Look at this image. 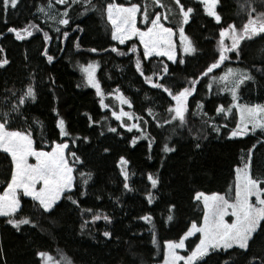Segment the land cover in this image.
Masks as SVG:
<instances>
[{
	"label": "trees",
	"instance_id": "trees-1",
	"mask_svg": "<svg viewBox=\"0 0 264 264\" xmlns=\"http://www.w3.org/2000/svg\"><path fill=\"white\" fill-rule=\"evenodd\" d=\"M115 1L124 4L130 2ZM134 1L136 0H131ZM182 2L198 9L194 18L185 26L186 33L196 42L197 53L185 55L184 64H174L164 58H153L144 62L146 74H151L154 64L160 62L168 64L171 75L161 82L174 86V91L182 88L187 78L197 77L201 70L203 71L217 58L215 42L220 28L212 17L206 15L203 6L198 4L197 0ZM46 3L47 0H19L16 8L9 7L7 11L0 5V33L3 34L0 35V47L4 49V52L0 53V58L6 56L10 61L8 66L0 68V97H3L7 90L23 88L29 82L30 72H35L37 99L27 102L24 114L29 123L33 118L43 122L45 141L40 140L37 128L36 146L49 150L52 141L66 140L69 143L68 151H77L85 160V168L81 171L90 170L93 173V180L89 183V194L79 199L81 209L91 208L93 213H82L74 206L62 203L53 213L55 224L51 223L49 217H45L41 222L44 231L31 225H23L16 231L5 223V217H0V264H41V258L36 255L38 250L48 251L53 255H60L63 252L74 261V264H133V261L140 264L141 258L145 264H159L162 258L161 243L170 239L177 240L187 231L192 220L199 223L202 218V205L197 206L192 199L195 191L226 193L229 186L234 183L235 168L240 166L242 158L246 159L248 150L257 140L264 137V133L257 131L245 137L228 139V132L236 123L235 110L227 119H217V123L228 124V129H222L219 136L207 126L204 127L203 135L207 138L199 141L200 149L194 147L197 142L194 135L201 129L199 117L190 115L189 125L178 129L179 135H172L169 125L156 127V121L146 109L153 108L157 118L163 121L168 117L166 108L171 98L162 89L153 88L144 82L143 77L135 70V57L132 53L120 56L110 50L115 46L127 53L135 44L142 52L139 42L131 39L121 45L113 41L97 13L80 15L81 9L76 6H73L74 11H70L72 16L70 25L60 26L62 31L69 33L68 38L60 34L57 39V33L49 27L51 22L45 23L44 17L37 12L38 5ZM221 4L223 7L218 10L227 23L235 21L240 26L244 22V17L237 15V0H221ZM63 7L57 5V8ZM30 21L39 24L53 37L47 44L48 54L54 57L51 64L41 55L44 50L42 32H35L32 37L21 41L16 40L14 33L8 31L11 27L23 28ZM77 25L84 31H74ZM223 26L226 27V23ZM77 38L79 48L76 47ZM261 46H264V40L254 39L247 42L242 62L233 56L220 69L214 70L213 75L218 76L228 67L251 68L253 65L260 67L258 50ZM92 48H96L97 52H91ZM229 55L232 56L231 53ZM91 60L99 62L97 78L104 92H111L119 86L124 95L132 100L130 111L148 121L147 132L155 137L151 152L147 140H139L133 147L131 141L140 133L136 129L128 132L121 127L120 123L100 108L95 91L83 85L78 64ZM253 75L256 79L242 87L240 101L264 103V74L253 72ZM49 77L55 79V84H52ZM209 79L210 77L203 78L197 85V92L189 97V105L190 110H195L196 103L203 101L205 111L214 116L218 105L223 104L227 107L232 101L228 93H218L215 85L209 92L207 88ZM145 95L149 99H145ZM54 108L58 109L60 117L65 120L68 137L60 136L56 126L60 117L53 111ZM105 117L108 118L107 121ZM109 125L117 128V133L108 132ZM23 126L19 120L12 125L13 128ZM188 127L192 128V133H189ZM101 131L104 135H100ZM84 137L89 139L85 141ZM73 140L76 142L73 143ZM165 142L169 147H175L177 151L164 153ZM105 148L109 151L104 152ZM121 156L130 162L129 184L136 189L135 191H125L123 188L124 178L118 167ZM9 160L6 154L0 152V192L6 187V180L9 178ZM253 169L255 172L264 173V145H257L255 149ZM157 170L162 176L163 184L158 192L153 190L158 199L149 205L145 198L150 188L146 174L156 173ZM132 173L134 175H131ZM77 181L79 182L78 174ZM169 202H175L178 209L175 220L164 223ZM31 203L30 197H23L24 211L20 215L30 214L28 208ZM96 212L110 215L113 218L112 223L107 224L103 220L91 223V215ZM149 212L156 224L159 248L151 242V225L138 219ZM84 220H88L89 224L82 231L81 224ZM105 230L114 233L112 239L102 235ZM115 237H119V241ZM129 249L137 253V256L133 257ZM229 256L233 257L234 264H248L254 256L264 258V237L256 236L246 253L242 250H228L219 256L212 254L205 258V264H220Z\"/></svg>",
	"mask_w": 264,
	"mask_h": 264
},
{
	"label": "snow or ice",
	"instance_id": "snow-or-ice-1",
	"mask_svg": "<svg viewBox=\"0 0 264 264\" xmlns=\"http://www.w3.org/2000/svg\"><path fill=\"white\" fill-rule=\"evenodd\" d=\"M198 4L203 6L207 16L214 18L219 28L218 57L207 65L204 71L195 78H187L185 85L179 90L174 91V86H168L162 83L166 77L171 75L169 65L166 63H157L152 65L151 74H146L144 68L145 61H151L155 57H167L172 63L184 64L185 55L197 53L196 42L185 31V26L194 18L198 9L186 5L182 0H138L127 4L117 3L115 0H47L46 4H40L37 12L40 13L45 23L57 33V39L60 34L68 38L69 33L62 31L60 26H68L72 21L70 11H74L73 6L81 9L80 15H86L89 12L97 13L101 21L105 23L106 32H110L111 39L124 45L132 37H138L143 46L142 52L135 44L128 49V52H122L117 47L112 46L111 51L120 56L132 53L135 57V70L139 73L146 84L156 89H162L167 93L171 101L166 108L168 117L163 121L157 118L153 108L146 111L153 120L156 121V127L169 125L172 135H179L178 129H183L189 125V116L199 117L201 120V129L195 133L194 139L197 141L195 149L201 148V139H206L203 135L205 126L210 128L218 136L222 129H228V124L217 123L218 118L227 119L233 114V110L238 113V121L235 127L228 132V139L245 137L249 134H255L257 131L264 133V104L241 103L240 92L242 87L248 82H254L253 72L264 74V46L258 50L260 55V67L253 65L249 67H228L221 75H213L214 70H218L226 61L234 56L236 60L241 61L246 52V44L254 39L264 40V0H237L238 16L244 17V22L238 26L235 21L227 23L218 10L223 7L221 0H197ZM19 0H0V5L4 11L9 7L16 8ZM57 5H63V9L57 8ZM140 17L143 28L137 27V19ZM223 21V23H222ZM226 23V27L223 24ZM172 25V26H168ZM110 26V27H109ZM84 31L80 25L76 26L74 31ZM9 32L14 33L16 40H25L32 37L35 32L43 33L44 50L41 53L51 64L54 60L49 55L47 44L52 40L49 31H44L39 24L30 21L23 28L17 29L11 27ZM179 35V54L177 44L173 37ZM0 35H3L0 33ZM225 38L231 41L230 45L225 43ZM77 38L76 47L80 44ZM91 52H97L96 48L90 49ZM105 51H108L105 49ZM3 47H0V53H3ZM232 54V56L229 55ZM27 54L25 59L27 60ZM10 64L9 59L4 56L0 58V68H5ZM81 70L85 74L87 86L96 90L100 97V106L104 109L110 108V104L105 102V97L113 96L121 105L119 111L112 110L111 115L120 121V126L132 132L136 129L140 135L134 136L131 145L135 147L137 141L147 140L149 152L155 137L147 132L148 121L142 116L136 115L132 111H125L122 107L127 105L132 108V100L124 95L119 86L111 92L105 93L97 79V69L99 62H89L81 65ZM158 69V70H157ZM29 82L23 88L17 90H7L3 97H0V152L10 158L9 178L6 180V187L0 193V217H5V223L10 225L16 231H19L23 225H31L44 231L42 221L45 217L51 218V223L55 224L53 213L62 203H68L82 213H93V209H81V200L79 197H85L88 193L90 181L93 180V173L81 171L85 168V160L77 154V151L69 152V143L51 142V151L36 146L35 130L39 129V136L42 142L45 141V128L43 122L33 118L29 123L25 116V106L28 101L37 99V90L35 87V72H30ZM210 77L207 84L208 91L211 92L213 86H216L218 93L226 92L231 96V104L227 107L223 104L215 109V115L210 116L204 109L203 101L196 103L195 110H190L189 97L197 92V85L203 78ZM52 84L55 79L49 77ZM79 87V85H78ZM54 93V89H53ZM145 99H149L145 95ZM174 102V103H171ZM58 117V109H53ZM133 120V123H127ZM107 121V117L104 118ZM20 121L24 126L13 128L12 125ZM98 123V122H94ZM57 128L61 137H68L65 120L60 117L57 120ZM103 127V126H102ZM108 132L117 133V128L107 127ZM189 133L192 128L188 127ZM100 135H104L101 131ZM85 141L89 138L84 137ZM171 139V135L168 137ZM73 143L76 141L73 140ZM257 145H264V137L257 140L256 144L246 153V159L241 160L240 166L235 168V180L226 193L212 192L210 194L204 191H195L192 197L197 206L202 205L203 222L197 220L190 222L187 231L179 236L177 240L164 241V260L163 264H205V258L212 254L219 256L221 253H227L228 250H242L248 252L256 236L264 237V173L255 172L253 169L254 152ZM109 149L105 148L104 152ZM175 147H169L165 142L163 146L164 153H175ZM34 158V163L29 159ZM151 159V156L148 157ZM129 160L121 156L118 161L120 174L124 178L123 188L125 191H135L129 184L130 173L128 170ZM164 162L161 163V167ZM77 174L79 182L77 181ZM131 175H134L132 173ZM147 180L150 188L146 193V200L152 205L158 197L153 190L157 192L163 184L162 176L157 170L156 173L148 172ZM78 194V195H77ZM23 197L31 198V205L28 208L29 215H20L24 211L22 204ZM99 198V197H98ZM119 202V198H117ZM178 205L175 202H169L167 205V216L164 223H170L175 220V213ZM231 216V223L225 217ZM112 217L106 213L96 212L91 215V223L103 220L107 224L112 223ZM138 219L151 225L152 244L159 248L157 238L156 224L152 214L145 213ZM89 224L84 220L81 224L83 231ZM200 234L199 242L181 255L179 250L186 248V241L189 237ZM102 235L105 238L112 239L114 233L105 230ZM119 241V237H115ZM130 254L135 257L137 253L129 249ZM36 255L41 258L42 264H74V261L63 252L59 259L55 258L50 252L38 250ZM135 264V261H133ZM140 264H145L143 258ZM220 264H234L233 257L223 260ZM248 264H264V258L252 257Z\"/></svg>",
	"mask_w": 264,
	"mask_h": 264
},
{
	"label": "rangeland",
	"instance_id": "rangeland-1",
	"mask_svg": "<svg viewBox=\"0 0 264 264\" xmlns=\"http://www.w3.org/2000/svg\"><path fill=\"white\" fill-rule=\"evenodd\" d=\"M115 2H117V1H115ZM134 2H138V0H136V1H134ZM117 3H119V2H117ZM124 4V3H123ZM214 19V18H213ZM168 26H172V25H168ZM137 27H140V28H143L144 26H143V24L141 23V20H140V17L138 16V19H137ZM186 31V30H185ZM132 39H136L138 42H139V38L138 37H132ZM173 39L175 40V42H176V44H177V49H178V54H179V35H178V33H177V35H175L174 37H173ZM116 42H118V41H116ZM218 42H219V36L217 37V40H216V42H215V52H216V54H217V57H218ZM119 43V42H118ZM225 43L226 44H229L230 45V43H231V41L229 40V39H227V38H225ZM139 44H140V42H139ZM140 46H141V48H142V50H143V46L140 44ZM155 58H164L166 61H167V57H155ZM89 62H98L97 60H91V61H88V62H86V63H81V64H78V70L80 71V73H81V76H82V82H83V85L84 86H86V87H90V88H92L91 86H87L86 85V82H85V74H84V72L81 70V65H86V64H88ZM211 62H213V60L211 61ZM210 62V63H211ZM98 70V69H97ZM205 70V69H204ZM203 70V71H204ZM223 71H225V70H223ZM222 71V72H223ZM202 72V70L199 72V75H200V73ZM222 73L220 72V74L219 75H221ZM96 75H97V72H96ZM198 75V76H199ZM218 75V76H219ZM98 79V78H97ZM94 91H95V93H96V90L94 89V88H92ZM106 93V92H105ZM96 96H97V98H98V103H99V101H100V97L96 94ZM105 102L106 103H109L110 104V108H108V109H104V108H102L101 106H100V103H99V106H100V108L103 110V111H105V112H107L108 113V115L109 116H111L115 121H117L112 115H111V112H112V110H116V111H119V109H120V107H121V105L119 104V102L118 101H116L115 99H114V97L113 96H107L106 95V97H105ZM241 102V101H240ZM241 103H245V102H241ZM248 104H264V103H255V102H253V103H248ZM123 108H124V110L125 111H130V108L127 106V105H123L122 106ZM236 113V112H235ZM238 113H236V122L238 121ZM125 119V121L127 122V123H133L134 121L133 120H128V118L127 117H125L124 118ZM118 123H120V121H117ZM235 127V126H234ZM64 142V141H63ZM46 151H51V149H49V150H46ZM29 162L30 163H34L35 161H34V158H30L29 159ZM208 194H210V193H208ZM223 194V193H222ZM225 219L226 220H228V222L229 223H231V220H232V217L231 216H228V217H225ZM203 222V215H202V218H201V220H200V222L199 223H202ZM199 236H200V234L199 233H197L196 235H194V236H192V237H189V239L185 242L186 243V248L185 249H181V250H179V252H180V254L181 255H185L186 253H187V251H190L191 250V248L192 247H194L195 246V243H198L199 242ZM160 246V245H159ZM161 247H162V258H161V261L159 262V264H163V260H164V241H163V243H161ZM53 255V254H52ZM55 258H57V259H59V255H53ZM41 264H42V262H41Z\"/></svg>",
	"mask_w": 264,
	"mask_h": 264
},
{
	"label": "crops",
	"instance_id": "crops-1",
	"mask_svg": "<svg viewBox=\"0 0 264 264\" xmlns=\"http://www.w3.org/2000/svg\"><path fill=\"white\" fill-rule=\"evenodd\" d=\"M3 192V191H2ZM2 192H0V193H2Z\"/></svg>",
	"mask_w": 264,
	"mask_h": 264
}]
</instances>
